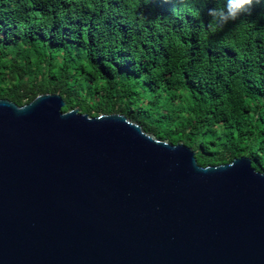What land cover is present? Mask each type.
Returning a JSON list of instances; mask_svg holds the SVG:
<instances>
[{
  "label": "water",
  "instance_id": "1",
  "mask_svg": "<svg viewBox=\"0 0 264 264\" xmlns=\"http://www.w3.org/2000/svg\"><path fill=\"white\" fill-rule=\"evenodd\" d=\"M58 94L0 99V264H264V173Z\"/></svg>",
  "mask_w": 264,
  "mask_h": 264
},
{
  "label": "trees",
  "instance_id": "2",
  "mask_svg": "<svg viewBox=\"0 0 264 264\" xmlns=\"http://www.w3.org/2000/svg\"><path fill=\"white\" fill-rule=\"evenodd\" d=\"M223 1L0 0V99L61 94L203 167L247 156L264 173V0Z\"/></svg>",
  "mask_w": 264,
  "mask_h": 264
},
{
  "label": "clouds",
  "instance_id": "3",
  "mask_svg": "<svg viewBox=\"0 0 264 264\" xmlns=\"http://www.w3.org/2000/svg\"><path fill=\"white\" fill-rule=\"evenodd\" d=\"M221 2V5L222 6H224V1L223 0H212V3L211 4H216L217 2ZM231 1L230 0H227V4L229 5V3H230ZM248 3V9L249 10H252V7H251V3H252V0H235V4H234V7H236V8H240V7H243L245 4H247ZM210 4V5H211ZM244 18V17H243ZM45 94H52V93H45ZM42 95V94H41ZM53 95V94H52ZM55 95H58V94H55ZM61 95V94H60ZM38 96H40V95H38ZM37 96V97H38ZM62 96V95H61ZM36 97V98H37ZM63 97V96H62ZM63 99H64V97H63ZM65 100V99H64ZM11 101V100H10ZM13 102V101H12ZM66 102V101H65ZM26 105V104H25ZM66 106V105H65ZM64 108V107H63ZM75 109H79V108H75ZM74 110V109H73ZM72 110V111H73ZM80 110V109H79ZM71 111V110H70ZM69 111V112H70ZM67 112V111H66ZM81 112V111H80ZM82 113V112H81ZM82 114H84V113H82ZM112 114H118V113H112ZM101 115H103V114H101ZM121 115V114H120ZM95 117H97V116H95ZM132 120V119H131ZM141 125V124H140ZM159 139V138H158ZM162 141H164V140H162ZM179 144H184V143H179ZM173 145H176V144H173ZM186 145V144H185ZM187 146V145H186ZM189 147V146H188ZM190 148V147H189ZM242 157V156H241ZM239 158V157H238ZM250 158V157H249ZM231 163V162H230ZM224 165V164H223ZM259 172V171H258ZM262 173V172H261Z\"/></svg>",
  "mask_w": 264,
  "mask_h": 264
},
{
  "label": "rangeland",
  "instance_id": "4",
  "mask_svg": "<svg viewBox=\"0 0 264 264\" xmlns=\"http://www.w3.org/2000/svg\"><path fill=\"white\" fill-rule=\"evenodd\" d=\"M231 1V3L234 5L235 4V0H230ZM240 9V11H242V12H247V9H248V3L247 4H245L243 7H240L239 8Z\"/></svg>",
  "mask_w": 264,
  "mask_h": 264
},
{
  "label": "bare ground",
  "instance_id": "5",
  "mask_svg": "<svg viewBox=\"0 0 264 264\" xmlns=\"http://www.w3.org/2000/svg\"><path fill=\"white\" fill-rule=\"evenodd\" d=\"M124 116V115H123Z\"/></svg>",
  "mask_w": 264,
  "mask_h": 264
}]
</instances>
